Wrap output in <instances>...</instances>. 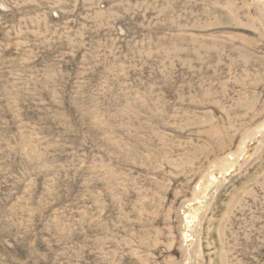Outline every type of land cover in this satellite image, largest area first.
Instances as JSON below:
<instances>
[{
    "label": "rangeland",
    "instance_id": "1",
    "mask_svg": "<svg viewBox=\"0 0 264 264\" xmlns=\"http://www.w3.org/2000/svg\"><path fill=\"white\" fill-rule=\"evenodd\" d=\"M0 264H264V0H0Z\"/></svg>",
    "mask_w": 264,
    "mask_h": 264
}]
</instances>
